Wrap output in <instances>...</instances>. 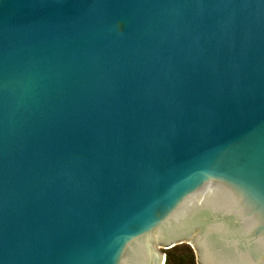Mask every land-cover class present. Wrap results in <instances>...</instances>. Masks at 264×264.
<instances>
[{
    "label": "water",
    "instance_id": "1",
    "mask_svg": "<svg viewBox=\"0 0 264 264\" xmlns=\"http://www.w3.org/2000/svg\"><path fill=\"white\" fill-rule=\"evenodd\" d=\"M264 264V0H0V264Z\"/></svg>",
    "mask_w": 264,
    "mask_h": 264
},
{
    "label": "trees",
    "instance_id": "2",
    "mask_svg": "<svg viewBox=\"0 0 264 264\" xmlns=\"http://www.w3.org/2000/svg\"><path fill=\"white\" fill-rule=\"evenodd\" d=\"M164 264H197L193 249L189 245H177L171 249L164 250Z\"/></svg>",
    "mask_w": 264,
    "mask_h": 264
},
{
    "label": "rangeland",
    "instance_id": "3",
    "mask_svg": "<svg viewBox=\"0 0 264 264\" xmlns=\"http://www.w3.org/2000/svg\"><path fill=\"white\" fill-rule=\"evenodd\" d=\"M179 246V245H178Z\"/></svg>",
    "mask_w": 264,
    "mask_h": 264
}]
</instances>
